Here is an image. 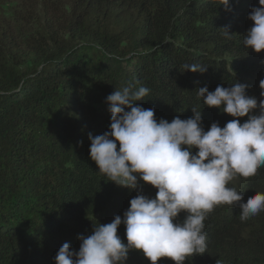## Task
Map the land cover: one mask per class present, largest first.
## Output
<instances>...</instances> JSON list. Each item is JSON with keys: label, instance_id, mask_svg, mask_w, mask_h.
Wrapping results in <instances>:
<instances>
[{"label": "trees", "instance_id": "1", "mask_svg": "<svg viewBox=\"0 0 264 264\" xmlns=\"http://www.w3.org/2000/svg\"><path fill=\"white\" fill-rule=\"evenodd\" d=\"M229 3L230 10L218 0H0V264H55L63 243L78 251V235L123 217L137 190L108 180L89 157L88 134L109 130L106 97L114 90L148 88L135 103L153 108L157 121L187 119L191 108L201 110L205 131L247 120L197 94L245 83L259 103L264 91V50L243 43L258 0ZM227 187L243 191L244 201L264 193V166ZM240 214L226 204L208 213L206 251L183 264H264V211L246 221ZM117 232L126 243L123 223ZM126 264L151 262L132 249Z\"/></svg>", "mask_w": 264, "mask_h": 264}, {"label": "clouds", "instance_id": "2", "mask_svg": "<svg viewBox=\"0 0 264 264\" xmlns=\"http://www.w3.org/2000/svg\"><path fill=\"white\" fill-rule=\"evenodd\" d=\"M258 4L248 14L253 24L243 39L245 47L256 53L264 50V0ZM218 5L230 10L229 0H218ZM222 28L230 38L227 26ZM184 70L204 73L207 66L185 64ZM247 87L236 82L230 87L217 85L214 91L198 88L204 105L234 118L248 116L243 123L232 119L223 127L212 122L207 131L201 110L195 108L187 119L157 121L153 108L135 103L148 95L146 87L129 84L108 95L109 130L88 134L89 157L108 180L136 189L137 195L123 217L116 215L110 223L95 225L90 235H78V251L63 243L55 264H126L132 249L141 250L151 264L162 257L183 264L206 251L204 221L216 206L239 207L241 221L264 211V193L255 192L244 201L243 191L227 187L237 174L255 176L264 166V91L258 103L247 94ZM260 87L264 89V79ZM257 108L259 114H252ZM139 181L157 189L155 196L142 194ZM181 212L182 222L177 221ZM122 223L126 243L117 232Z\"/></svg>", "mask_w": 264, "mask_h": 264}]
</instances>
